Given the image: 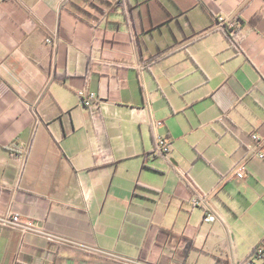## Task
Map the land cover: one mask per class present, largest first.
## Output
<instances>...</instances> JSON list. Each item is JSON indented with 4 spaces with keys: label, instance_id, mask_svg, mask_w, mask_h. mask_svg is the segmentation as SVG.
Masks as SVG:
<instances>
[{
    "label": "crops",
    "instance_id": "1",
    "mask_svg": "<svg viewBox=\"0 0 264 264\" xmlns=\"http://www.w3.org/2000/svg\"><path fill=\"white\" fill-rule=\"evenodd\" d=\"M263 145L264 0L0 1V264H264Z\"/></svg>",
    "mask_w": 264,
    "mask_h": 264
},
{
    "label": "built area",
    "instance_id": "2",
    "mask_svg": "<svg viewBox=\"0 0 264 264\" xmlns=\"http://www.w3.org/2000/svg\"><path fill=\"white\" fill-rule=\"evenodd\" d=\"M219 20L223 24L227 22L226 18H224L223 16H220ZM233 26H234V23H231V27ZM48 41H51V38H48ZM94 97H95V94H90L88 98H84V104L86 106H91L93 104ZM253 138L255 140H258V136L256 134L253 135ZM159 152L162 154H166L169 152V143L168 141H166V139L160 140ZM256 156H259L260 158H264V145L262 148H260V150H258V152H256ZM246 168H247V158H243L240 162H238V164L236 165L234 169L236 176H238L239 178H245ZM206 219L209 221H215L218 219V216L216 214L210 213V214H207ZM4 222L11 226H18L22 224L21 216L19 214H9L7 218H4ZM263 252H264V248L259 246L255 254L261 255ZM129 262L130 264H137L135 261H129Z\"/></svg>",
    "mask_w": 264,
    "mask_h": 264
},
{
    "label": "trees",
    "instance_id": "3",
    "mask_svg": "<svg viewBox=\"0 0 264 264\" xmlns=\"http://www.w3.org/2000/svg\"><path fill=\"white\" fill-rule=\"evenodd\" d=\"M224 27H225L224 30H225V33H226L227 37H228L232 42H235V43H236V40L231 36V31H232L231 29H232V27L230 28V27H228L227 25L224 26ZM190 247H191V244L189 243V244H188V247H187V250H189Z\"/></svg>",
    "mask_w": 264,
    "mask_h": 264
}]
</instances>
